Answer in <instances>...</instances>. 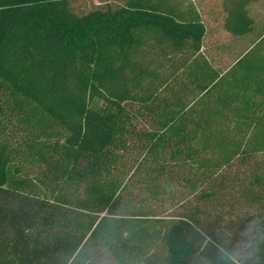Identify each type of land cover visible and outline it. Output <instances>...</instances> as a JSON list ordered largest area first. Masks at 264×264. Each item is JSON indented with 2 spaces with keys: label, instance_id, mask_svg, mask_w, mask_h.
<instances>
[{
  "label": "trees",
  "instance_id": "1",
  "mask_svg": "<svg viewBox=\"0 0 264 264\" xmlns=\"http://www.w3.org/2000/svg\"><path fill=\"white\" fill-rule=\"evenodd\" d=\"M76 1L0 0V264H264V0Z\"/></svg>",
  "mask_w": 264,
  "mask_h": 264
},
{
  "label": "rangeland",
  "instance_id": "2",
  "mask_svg": "<svg viewBox=\"0 0 264 264\" xmlns=\"http://www.w3.org/2000/svg\"><path fill=\"white\" fill-rule=\"evenodd\" d=\"M198 5L199 9L203 12L208 26L210 28L209 40L215 43H221L219 47L231 46L226 49L225 57L229 60H232L235 55L240 51L241 44L234 43L230 35L223 29V18H224V9L226 0H193ZM106 0H78L73 4V8L76 13H85L88 12L100 5L105 4ZM108 3L114 5L119 3V0H108ZM252 13L259 14L260 18L264 20V2L254 4L252 6ZM223 44V45H222ZM225 44V45H224ZM228 44V45H227ZM218 47V46H216ZM5 134L8 136L12 135V130H6ZM16 144V143H15ZM168 206L159 210L160 212L168 215L171 212L170 203ZM151 245V254L147 252H142L141 250H134L132 254L117 253L113 255L107 253L103 249L92 247L87 249L84 253V259L86 263L89 264H161L163 260V249L161 244L154 240ZM148 260V263H147Z\"/></svg>",
  "mask_w": 264,
  "mask_h": 264
}]
</instances>
